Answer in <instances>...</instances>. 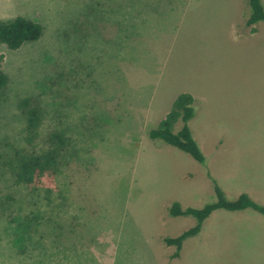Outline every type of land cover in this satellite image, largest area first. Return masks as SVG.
<instances>
[{"label": "rangeland", "instance_id": "1", "mask_svg": "<svg viewBox=\"0 0 264 264\" xmlns=\"http://www.w3.org/2000/svg\"><path fill=\"white\" fill-rule=\"evenodd\" d=\"M121 1L0 0V22L43 26L36 42L0 45V264H264L252 210L214 211L177 257L164 243L196 224L171 217L174 202L216 201L209 176L227 199L264 205V22L246 26V0H134L120 25L101 12ZM184 92L203 164L148 136ZM25 99L42 111L33 133ZM64 128L63 175L17 183V154Z\"/></svg>", "mask_w": 264, "mask_h": 264}, {"label": "trees", "instance_id": "2", "mask_svg": "<svg viewBox=\"0 0 264 264\" xmlns=\"http://www.w3.org/2000/svg\"><path fill=\"white\" fill-rule=\"evenodd\" d=\"M133 1L122 0L121 4H114L101 13L119 18L121 25L122 18L126 19V16L137 9L138 5ZM246 1L249 8L246 26H254L264 22L262 0ZM253 31H255L254 28ZM42 35L43 26L39 22L23 16L0 22V45H6L11 50H17L26 43L36 42ZM8 83L9 78L0 67V92L7 87ZM194 102L195 100L190 93L179 94L173 101L170 111L156 128L149 131L148 136L151 140L161 141L167 146L190 156L194 161L203 164L205 156L195 140L189 124L195 115ZM21 108L25 114L27 131L30 133L36 132L42 119L41 109L33 106L29 99L21 102ZM68 132L65 128L51 130L47 134L44 149L34 152H19L12 166L16 182L32 185L41 182L43 179H51L56 183V179L64 173L63 167L69 164L75 151V144ZM209 179L216 196L215 202L208 203L202 208H183L180 203L174 202L168 210L171 217L190 216L196 220L193 227L177 237L164 238L165 245L176 248V257L179 255L183 243L187 239L197 236L201 231L203 222L216 210L227 212L252 210L264 216V205L255 202L245 193L235 200H229L217 182L210 176ZM44 190L48 196L53 193V190L49 187Z\"/></svg>", "mask_w": 264, "mask_h": 264}, {"label": "crops", "instance_id": "3", "mask_svg": "<svg viewBox=\"0 0 264 264\" xmlns=\"http://www.w3.org/2000/svg\"><path fill=\"white\" fill-rule=\"evenodd\" d=\"M262 3H263V5H264V2H263V0H262ZM244 211H245V210H244ZM239 212H241V211H239ZM210 216H211V215H210ZM207 219H208V218H207ZM204 222H205V221H204ZM204 222H203V223H204ZM202 225H203V224H202ZM201 229H202V228H201ZM200 232H201V231H200ZM192 238H193V237H192ZM189 239H190V238H189Z\"/></svg>", "mask_w": 264, "mask_h": 264}]
</instances>
